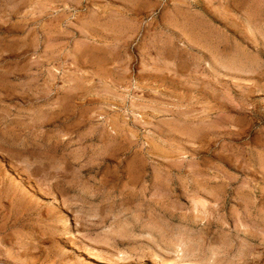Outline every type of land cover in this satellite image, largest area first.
I'll return each instance as SVG.
<instances>
[{
  "label": "rangeland",
  "instance_id": "374dc122",
  "mask_svg": "<svg viewBox=\"0 0 264 264\" xmlns=\"http://www.w3.org/2000/svg\"><path fill=\"white\" fill-rule=\"evenodd\" d=\"M0 264H264V0H0Z\"/></svg>",
  "mask_w": 264,
  "mask_h": 264
},
{
  "label": "bare ground",
  "instance_id": "6f19581e",
  "mask_svg": "<svg viewBox=\"0 0 264 264\" xmlns=\"http://www.w3.org/2000/svg\"><path fill=\"white\" fill-rule=\"evenodd\" d=\"M3 91V90H2ZM88 252V251H87ZM86 253V252H85Z\"/></svg>",
  "mask_w": 264,
  "mask_h": 264
}]
</instances>
